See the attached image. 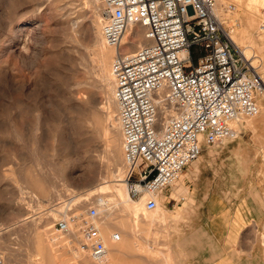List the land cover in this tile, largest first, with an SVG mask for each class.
Here are the masks:
<instances>
[{"label": "rangeland", "instance_id": "1", "mask_svg": "<svg viewBox=\"0 0 264 264\" xmlns=\"http://www.w3.org/2000/svg\"><path fill=\"white\" fill-rule=\"evenodd\" d=\"M215 1L222 27L226 32L233 34L240 49H246L248 63L254 66L251 70L257 72L264 81V22L260 29L257 25L254 28H247L251 41L248 38L243 39L241 31L236 30L245 25L247 11L256 13L258 23L264 21V6L260 4L262 0L258 1V5L251 6L246 2L247 0ZM71 3L79 2L78 0H0V45H2L0 46V68H2L0 69V229L5 231L3 237L0 235V238H3L0 239V259L6 264H31V261H37L38 235H41V239L46 243V253L50 257L49 264L79 262V264H110L112 262L109 256L105 261L97 263L95 259L81 253L78 247L79 238L72 241L66 237H57L52 231L55 219L61 216L60 212H64L66 204L67 206L75 204L77 198L85 197L95 189L90 186L88 189L86 182L89 179L88 175L93 172L92 169H95V163L97 164L95 157L97 148L95 150V143L92 144L89 140L91 134L87 131L90 128H87L86 120L92 116L94 120L101 121L99 113L87 108H77L78 106L72 105L68 99L69 97L84 99L86 95L82 93L84 88L73 86L83 78L82 67L76 68L74 59L83 54L85 46H78L73 41L70 21L74 19L76 12L68 14L66 10ZM239 3L242 4L239 6ZM82 6L86 7H84L86 12L84 23L88 24L93 16V8L88 7L87 1H84ZM139 30L141 32L139 26H134V31L139 32ZM141 35L140 33L138 37L130 36L128 40L134 43L133 45H137L136 43L143 41ZM84 39L87 43L88 37L81 39L82 44H85ZM119 49L122 52H130L136 48L132 49L125 44ZM3 77H5L4 83ZM7 78L8 80L10 78L11 84L12 81L16 84L8 88L11 84ZM97 92H99L97 93L99 102H103L104 93ZM7 93H17L16 96L13 95L18 96L19 99L15 98L18 102H15V106L20 108L23 117L19 115L11 118ZM256 102L259 111L255 116L244 117L233 124L232 127L239 132L236 139H225L224 143L217 147L206 145L202 147L200 154L208 151L218 158L206 169L202 195L198 200L217 197L215 200L218 202L245 207L247 210L239 209L238 212L241 215L250 213V218L253 220H246L249 224L240 232L239 250L246 251L252 248L256 251V257L252 260L255 264H264L263 94L256 96ZM112 112L115 114V107ZM39 115L40 119L35 129L34 124ZM10 128L18 130L19 138L13 136ZM98 145L101 146L102 143L98 142ZM10 174L18 180L17 188L11 184ZM119 175L120 173L115 172L111 179L116 180ZM160 192L154 195L158 200L157 210L146 212L143 201L139 211L144 212V215L138 214L137 219L134 218L133 209L123 204H108L107 216L98 208L102 216L94 221V225L97 221V224H100L98 228L106 230L104 238L106 248L113 249L115 253L114 249L120 250L118 245H121L122 250L117 252L115 264L179 263L169 252L172 247L185 248L184 245L192 241L185 238V234L177 235L171 232L173 221L168 215L164 220L155 217L158 212L159 215L163 211L160 209L161 202L166 200ZM95 197L89 198L88 204L98 207L94 202ZM180 197L185 198V194L180 192L174 196L176 200ZM130 200L136 203L139 201L131 198ZM86 207L79 206L76 209L83 211ZM59 209V214L56 215L54 210ZM150 214L152 219L162 221L150 219ZM23 218L29 219L30 222L18 227ZM102 222L105 225H102ZM117 229L126 230L124 236L126 249L123 248L124 242L120 244L122 233ZM113 232L119 234L116 244L110 243Z\"/></svg>", "mask_w": 264, "mask_h": 264}, {"label": "built area", "instance_id": "2", "mask_svg": "<svg viewBox=\"0 0 264 264\" xmlns=\"http://www.w3.org/2000/svg\"><path fill=\"white\" fill-rule=\"evenodd\" d=\"M103 6V42L116 47L126 27L143 29L146 44L117 50L109 64L115 120L121 135L128 196L153 194L173 185L202 147L235 139L232 121L255 116L262 77L251 70L215 15V0H97ZM65 203V202H64ZM66 206L53 233L74 228L91 259L106 251L94 225L95 205ZM119 234L113 232L112 240Z\"/></svg>", "mask_w": 264, "mask_h": 264}, {"label": "bare ground", "instance_id": "3", "mask_svg": "<svg viewBox=\"0 0 264 264\" xmlns=\"http://www.w3.org/2000/svg\"><path fill=\"white\" fill-rule=\"evenodd\" d=\"M84 1L88 2V7L90 6V7L93 8L92 9L93 10V13H92L93 16H91L92 18H91V20L89 21L88 24L84 23V14L86 13L84 11L85 10L84 9L85 6L84 7L82 6ZM239 1L243 2L244 0H239ZM258 1L259 0H247L246 2H249L250 6H251L252 4L258 5L259 4ZM78 2H79L78 4H72L71 3V6L70 7H66V10H68V14H70L72 12L73 13L76 12V15L74 16V19L72 21H70V23H71V27L70 28H71V31L73 33V41L78 46H85L84 50H83V54H81L79 57H77V59H74L76 68L77 67H82V69L81 68L80 69L83 71V78H82V80H80L78 82H75V83L73 82L74 83L73 86H75V88L76 87L84 88V92H82V93H86V95L84 94L85 95L84 99H81L79 97L72 98V97H69V96H68L69 97L68 99H69V101H70V103L72 105H74V106L77 105L78 106V107L76 106L77 108H79V107L87 108L90 111L99 113L100 117H101V121L98 122V120H96V119L94 120V118L92 116H90L86 120L88 126L84 125V126H87V128L91 129V131H90V129L87 130L91 134L89 140L91 141L92 144L95 143V147H94L95 150L97 148V150H96L97 154H95V157L97 158V164L95 163V165H96L95 169H92L93 172L88 175V178H89V179L87 178L88 181L86 180V182L88 184V189H89V186L90 187H94L95 189H94V191H91L87 195L84 194L85 197L77 198L75 202L78 203L79 206H82L84 208L87 205H89L88 204V202H89L88 199L89 198L91 199L93 196H96L94 198V202L98 206L96 208H97L99 213H100V211H99V209H100L101 212H104V214L106 216L109 215V213L107 212L108 209H107L106 206L108 204H111V203H113V204L114 203H118V204H123V205L133 209L132 213L133 214L135 213L134 214L135 215L134 218L137 219L136 217L138 216V214L142 213V211H139V210H141L140 208H141V205H142V203L144 201L145 195H143L142 197L138 198L137 200H139V201L137 203L133 202L132 200H130V198L128 196V189H127V184H126V179H125V171L123 170V169H125V166H124V162H123V158H122V151H121V135H120V131L118 129V126H117V123H116V120H115V114H113V112H112L113 111V107H115V104H114V101H113V98H112L113 84H112L111 77H110V74H109V64H110L111 58L115 54V52L117 50H120L119 48H120L121 45L127 44V45H129L130 48L134 49V48H138V47L146 44L148 41L144 38V34H143V29L142 28H140L141 32H140V30H139V32H136V31H134V26H136V25H130V26L125 28L122 36L120 37L119 43H118V45L116 47L107 46L103 42V40L101 38V34H100V29H101V26H102V24L104 22L103 6L97 0H83V2L81 0H78ZM241 4L242 3H239V6ZM249 4L247 3V6H249ZM260 4H261V6H264V0H262V2ZM72 7H73V10H72ZM216 8L217 7H215L214 12H215V15L219 19V15H220L219 14V10L216 9ZM65 12H67V11H65ZM245 13L247 14V16L245 17V25H242L241 28L238 27L236 30L237 31H241V34L244 36L243 37L241 35V39L243 37V39L244 38L245 39L248 38L249 41H251L252 39H251V37L248 36L247 28H254L257 25L258 28L260 29L262 27V24H263L264 21H261L260 23H258V21L256 19V13L254 11H251V12L247 11ZM140 33L142 34L141 36L143 38L142 39L143 41H139L138 43H136L137 45H133L134 43L132 44L131 42H129L128 38L130 36L138 37V36H140ZM225 33L229 37V39L232 41L234 46L237 48V50L239 51V53L241 54L243 59L248 61V54L246 52V49H240L239 48V44L236 41V39H235V37L233 36L232 33H230V32L227 33L226 31H225ZM84 37H86V38L88 37L87 43H86L85 39L83 40V41H85L86 45L81 43V39H83ZM68 39H70V38H68ZM71 40H72V38H71ZM4 41H3V43H6ZM0 46H2V45H0ZM3 46H5V45H3ZM0 53H1V51H0ZM24 58L25 57H23V59ZM3 60H4V58H3ZM249 65L251 66V68L254 67L251 63H249ZM1 67H2V65H1ZM17 67H18V64H17ZM0 69H2V68H0ZM2 73H3V71H2ZM3 75H4V73H3ZM5 76H6V74H5ZM8 76H10V75H8ZM4 78L5 77L2 78L3 79V83H4ZM7 81H9V83L11 84L10 78H9V80L7 78ZM5 82H6V80H5ZM15 84H16V82L13 84V81H12V84L9 85L8 88H10V86L15 85ZM1 85H3V84H1ZM4 88L6 90V87H4ZM97 91H101L102 94L104 93L105 97L103 98L104 99L103 102H99V98L97 96L98 95L97 93H99V92H97ZM19 93L20 92H18V94ZM16 94L7 93V98H8L7 99V104H8V107H9L11 118H12V116H18V117H19V115L22 116L21 112H20L21 110L19 111L20 108L18 109L15 106L16 105L15 102L17 101V100L15 101V98L18 99L17 98L18 96L15 97ZM260 94H263V96H264V86H263V89H262ZM13 95H15V96H13ZM3 97H5V96H3ZM24 98H25V96H24ZM24 98H22V99H24ZM36 99H37V97H36ZM1 102H2V100H1ZM16 103H18V102H16ZM34 103H35V101H34ZM3 104H4V102H3ZM20 104H21V102H20ZM33 112H34V110H33ZM11 118H10V120H11ZM39 119H40V115L36 118V122L34 124L35 129L37 128V125H38L37 122L39 121ZM241 119H237V120L232 121L231 125L233 126L234 123L240 121ZM28 121H29V119H28ZM30 121H31V119H30ZM19 123H20V121H19ZM22 124L24 125L25 122L22 123ZM10 130H12L13 136L16 135L19 138L20 133L18 132V130H16L15 128L14 129L10 128ZM35 132H37V131H35ZM98 142L99 143L101 142L102 145L101 146L98 145ZM11 143H10V145H12ZM114 171L120 173L119 177L116 180L111 179V177H113L115 175ZM9 176H10V181L12 182L11 184L16 186L17 182H18L16 177L14 178L13 174H10ZM16 188H17V186H16ZM154 195H156V193L153 194V198L155 200V207L152 210H150V211L157 210L158 200L155 199L156 197H154ZM68 200H70V199H68ZM71 201H72V199H71ZM66 206H67V204H66ZM79 206H78V208H79ZM60 209L59 210H54L55 214L56 213L59 214L58 212L60 211ZM45 220H47V218ZM48 221H50V220H48ZM29 222H30L29 219L23 218L20 221L18 227L20 225L28 224ZM133 222H135V221H133ZM101 224L103 225L104 222H102ZM95 225H96V228L98 229V231H99V233H100V235H101V237L103 239V242H104V238L106 236V230L104 228L102 230L99 229L98 227H99L100 224L98 225L97 221H96ZM35 226H37V224H35ZM4 232L5 231L3 229H0V235L1 236H2V234H4ZM38 236H39L38 237L39 245H38V253L36 254L37 255V261H35V262L31 261V264H49L50 263V257L46 253V243L43 241V239H41V237H40L41 235H38ZM42 236H43V234H42ZM57 237H66V239L69 238L72 241H74V240L78 239V234L76 233L75 229L73 228L71 233L64 234V235H61V236L57 235ZM67 243H69V242H67ZM104 246H105V243H104ZM78 247H79V250L81 251V253H83V255H85L86 253L84 252V250H82V248L80 247V244H79ZM72 248H73V246H72ZM105 248H106V246H105ZM34 251H36V249ZM105 252H106V254L104 256H102L101 258L95 260L97 263L99 261H105L107 259V257L109 256V250L106 248ZM3 258H4V256H3ZM9 259L11 260V257H9ZM56 261H58V260H56ZM6 262H8V261H6ZM90 263H91V261H90ZM0 264H6V263L4 262V260L0 259Z\"/></svg>", "mask_w": 264, "mask_h": 264}, {"label": "crops", "instance_id": "4", "mask_svg": "<svg viewBox=\"0 0 264 264\" xmlns=\"http://www.w3.org/2000/svg\"><path fill=\"white\" fill-rule=\"evenodd\" d=\"M223 141L212 146L217 147L223 144ZM217 158V155L208 151L200 154L195 161L184 168L174 185L165 187L160 192L166 199L161 202L160 208L165 213L161 211V214L158 215V212L155 217L164 220L168 215L173 221L171 232L177 235L185 234V238L192 241L188 245H184L185 248L182 249L180 246L172 247L169 254L177 258V262H179L177 264H255L252 259L256 257V251L252 248L246 251L239 250L240 232L244 226L249 224L246 220L251 221L253 218H250V213L241 215L238 210L247 209L236 207V205L227 202H218L215 200L217 197L204 201L198 200L202 195L206 169ZM180 192L185 194V198L180 197L179 200H176L174 196ZM141 214L144 215V212ZM149 216L152 219V214ZM152 220L162 221L156 218ZM117 230L122 233L120 244L124 242L123 248L126 249L127 243L124 238L126 230ZM110 243L116 244V240L111 239ZM118 246L122 250L121 245ZM108 250L112 260L110 264H115V257L120 250L114 249L115 253L111 248Z\"/></svg>", "mask_w": 264, "mask_h": 264}]
</instances>
